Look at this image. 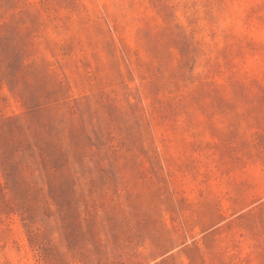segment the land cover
<instances>
[{
  "label": "rangeland",
  "instance_id": "1",
  "mask_svg": "<svg viewBox=\"0 0 264 264\" xmlns=\"http://www.w3.org/2000/svg\"><path fill=\"white\" fill-rule=\"evenodd\" d=\"M0 264H264V0H0Z\"/></svg>",
  "mask_w": 264,
  "mask_h": 264
}]
</instances>
